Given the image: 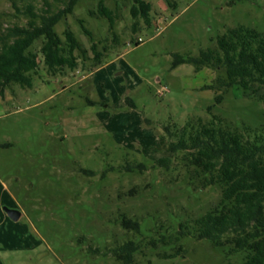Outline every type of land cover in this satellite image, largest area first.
<instances>
[{
	"label": "rangeland",
	"instance_id": "rangeland-1",
	"mask_svg": "<svg viewBox=\"0 0 264 264\" xmlns=\"http://www.w3.org/2000/svg\"><path fill=\"white\" fill-rule=\"evenodd\" d=\"M65 1L0 0V26L24 24L28 4L41 12ZM100 1L113 11L112 29L96 12ZM144 1L148 24L132 16L134 0H78L55 25L62 39L68 26L80 41L77 66L51 73L39 56L29 86L10 83L0 94V264H123L117 253L130 241L129 264L244 260L230 244L180 233L219 203L221 185L191 178L181 151L151 148L165 126L214 116L264 137L262 90L232 86L216 101L207 86L219 69L173 65L174 55L196 56L230 27L264 32V0ZM92 43L102 52L97 65Z\"/></svg>",
	"mask_w": 264,
	"mask_h": 264
},
{
	"label": "trees",
	"instance_id": "trees-1",
	"mask_svg": "<svg viewBox=\"0 0 264 264\" xmlns=\"http://www.w3.org/2000/svg\"><path fill=\"white\" fill-rule=\"evenodd\" d=\"M77 1L66 0L62 7L41 12L28 4L23 11L24 24L0 26V94L10 83L29 86V73L36 71L39 56L51 73L77 66L76 51H82L80 41L68 26L63 30V39L55 30L56 23L73 12ZM150 9L149 2L134 0L130 12L148 24ZM96 12L108 18L112 29L113 11L100 1ZM135 27L133 22L132 29ZM82 29L90 34L84 25ZM39 40L37 51L31 50ZM91 50L95 65L100 64L102 52L93 43ZM180 63L204 65L222 72L215 86H207L217 91L216 101L230 87L238 86L249 94L262 90L259 98L264 104V32L243 25L230 27L216 37L214 47L202 49L196 56L174 55L173 65ZM151 149L181 151L182 159L191 168V178L199 179L201 186L221 185L219 203L180 224V233L208 239L214 246L227 243L231 251L245 252L242 262L231 264H264V137H246L214 116L208 121L191 119L179 128L165 126ZM157 161L163 166L170 164L168 156ZM134 251L136 244L130 241L117 256L123 264H129Z\"/></svg>",
	"mask_w": 264,
	"mask_h": 264
},
{
	"label": "water",
	"instance_id": "water-1",
	"mask_svg": "<svg viewBox=\"0 0 264 264\" xmlns=\"http://www.w3.org/2000/svg\"><path fill=\"white\" fill-rule=\"evenodd\" d=\"M5 212L7 213L9 218L11 220H14V221L17 220L20 216V212L18 210H15V209L5 208Z\"/></svg>",
	"mask_w": 264,
	"mask_h": 264
},
{
	"label": "built area",
	"instance_id": "built-area-1",
	"mask_svg": "<svg viewBox=\"0 0 264 264\" xmlns=\"http://www.w3.org/2000/svg\"><path fill=\"white\" fill-rule=\"evenodd\" d=\"M138 43L140 42V39H138V41H137Z\"/></svg>",
	"mask_w": 264,
	"mask_h": 264
}]
</instances>
